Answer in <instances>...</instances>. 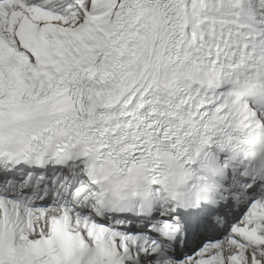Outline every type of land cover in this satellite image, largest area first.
Returning <instances> with one entry per match:
<instances>
[{
  "label": "snow or ice",
  "instance_id": "1",
  "mask_svg": "<svg viewBox=\"0 0 264 264\" xmlns=\"http://www.w3.org/2000/svg\"><path fill=\"white\" fill-rule=\"evenodd\" d=\"M0 264H264V0H0Z\"/></svg>",
  "mask_w": 264,
  "mask_h": 264
}]
</instances>
